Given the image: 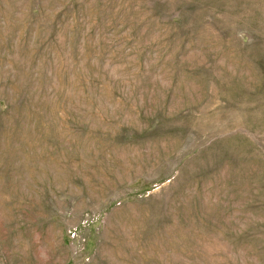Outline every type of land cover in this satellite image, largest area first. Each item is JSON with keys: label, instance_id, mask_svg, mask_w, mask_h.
<instances>
[{"label": "rangeland", "instance_id": "1", "mask_svg": "<svg viewBox=\"0 0 264 264\" xmlns=\"http://www.w3.org/2000/svg\"><path fill=\"white\" fill-rule=\"evenodd\" d=\"M0 264H264V0H0Z\"/></svg>", "mask_w": 264, "mask_h": 264}]
</instances>
